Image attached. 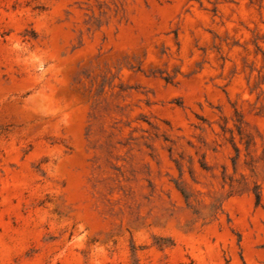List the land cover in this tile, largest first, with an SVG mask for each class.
I'll return each mask as SVG.
<instances>
[{
	"label": "rangeland",
	"instance_id": "374dc122",
	"mask_svg": "<svg viewBox=\"0 0 264 264\" xmlns=\"http://www.w3.org/2000/svg\"><path fill=\"white\" fill-rule=\"evenodd\" d=\"M0 264H264V0H0Z\"/></svg>",
	"mask_w": 264,
	"mask_h": 264
}]
</instances>
